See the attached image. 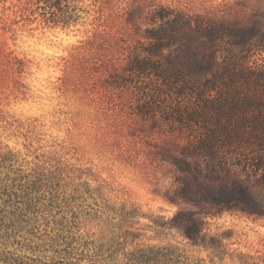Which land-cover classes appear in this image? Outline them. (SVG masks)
Returning a JSON list of instances; mask_svg holds the SVG:
<instances>
[{"label": "rangeland", "instance_id": "374dc122", "mask_svg": "<svg viewBox=\"0 0 264 264\" xmlns=\"http://www.w3.org/2000/svg\"><path fill=\"white\" fill-rule=\"evenodd\" d=\"M162 9L223 27L221 57L264 69V0H62L61 10L0 0V253L28 264H264V216L190 203L197 186L179 160L205 162L183 154L189 129H154L136 113V88L115 82ZM240 158V177L259 180L258 153ZM253 191L264 203V188ZM178 213L202 225L198 243Z\"/></svg>", "mask_w": 264, "mask_h": 264}, {"label": "trees", "instance_id": "16d2710c", "mask_svg": "<svg viewBox=\"0 0 264 264\" xmlns=\"http://www.w3.org/2000/svg\"><path fill=\"white\" fill-rule=\"evenodd\" d=\"M47 1L61 10L62 0ZM225 33L223 27L159 10L115 82L136 88L141 97L136 113L154 129L165 130V123L171 132L189 129L193 145L183 154L205 162L179 160L197 186L189 190L190 203H208L213 214L264 216V203L253 191V186L264 188V69H252L239 56L222 58ZM163 100L170 105L162 108ZM247 151L258 153L256 167L262 173L256 182L236 171ZM193 217L178 213L175 221L198 243L203 228ZM3 258L8 264H28L9 251L0 253Z\"/></svg>", "mask_w": 264, "mask_h": 264}]
</instances>
